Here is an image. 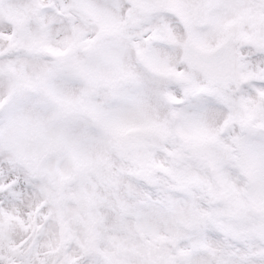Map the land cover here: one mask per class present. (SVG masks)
<instances>
[{"label":"snow or ice","instance_id":"obj_1","mask_svg":"<svg viewBox=\"0 0 264 264\" xmlns=\"http://www.w3.org/2000/svg\"><path fill=\"white\" fill-rule=\"evenodd\" d=\"M0 264H264V0H0Z\"/></svg>","mask_w":264,"mask_h":264}]
</instances>
